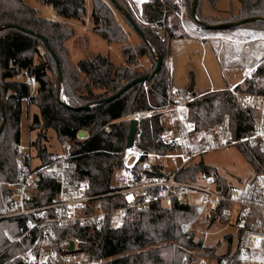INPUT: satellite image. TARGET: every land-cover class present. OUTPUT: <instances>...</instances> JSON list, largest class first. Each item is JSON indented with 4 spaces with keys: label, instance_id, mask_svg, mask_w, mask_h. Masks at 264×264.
I'll use <instances>...</instances> for the list:
<instances>
[{
    "label": "trees",
    "instance_id": "trees-1",
    "mask_svg": "<svg viewBox=\"0 0 264 264\" xmlns=\"http://www.w3.org/2000/svg\"><path fill=\"white\" fill-rule=\"evenodd\" d=\"M37 1L51 5L56 15L62 18L80 19L85 14V0ZM203 1L216 2L185 0V6L192 17L195 8L194 20L205 29L233 30L242 25L264 28V21L260 20L264 19V0H238L240 6L236 15L225 21L203 16L200 12ZM92 2L91 30L108 42L120 44L125 61L122 65H115L108 56L99 53L86 55L76 64L71 63L64 42L74 35L72 27L42 17L25 0H0V125L3 119L1 106L5 113V124L0 132V211L10 194L9 185L17 181L20 173L16 147L21 144L20 120L24 104L27 109L31 105L38 109L28 125L30 131H37L36 139L28 146L35 148L41 163H48L53 154L42 144L46 131L51 129L63 148L71 143L70 162L75 166V177L85 179L88 182L87 194L96 196L112 190L113 175L118 166L115 161L127 149L129 121L124 117L133 110L148 109L147 94L154 97L156 106L166 102L170 75L164 60L169 55L170 41L176 37L173 30L179 28L177 22L171 26L165 23L170 14L165 12V5H172L171 0L140 2L141 18L163 30L165 35L161 38L150 28H144L141 31L145 40L131 26L126 14L133 19L132 12L125 0ZM115 11L138 34L137 43H128L127 32L117 22ZM48 48L57 58L58 66ZM143 57L150 59L148 71L136 68ZM158 57L162 59L161 68L152 78L145 83L134 84L108 102L103 101L133 79L151 73ZM262 76L264 60L253 73V77ZM29 79L34 80L35 93H32ZM240 84L244 85L245 92H264V88L255 90L251 80L245 79ZM235 88L238 89L239 84ZM194 95L195 99L186 111L198 126L212 125L229 115L235 136L239 137L252 125L255 111L236 107L229 92ZM86 104L91 106L76 109ZM107 126L109 131L105 130ZM141 127L143 134L137 144L146 154H165L170 150V145L161 137L163 126L157 115L150 122H142ZM81 131L86 133V137H78ZM256 146L242 144L240 149L260 173L264 172V153ZM30 159L28 155L27 165ZM143 163H150L148 156L142 158L138 167ZM198 172L214 175L212 169L199 161L182 170L178 178L195 180ZM215 178L218 183L225 182L221 177ZM56 192L54 173L41 171L38 191L29 206L50 203ZM97 201L105 209H115L123 204L119 195L101 196ZM198 217L195 208L187 203L174 201L166 207L155 202L142 211H129L122 227H113L111 216H106L95 231L72 227L57 230V236L78 240L80 248L88 252V260L96 264H180L184 256H216L215 247L205 246L203 236L194 229L199 225ZM32 220L31 214L0 220V264H28L17 255L31 246L37 231L31 230L19 242L14 243L13 240L28 229ZM229 251L230 247L225 253Z\"/></svg>",
    "mask_w": 264,
    "mask_h": 264
},
{
    "label": "built area",
    "instance_id": "built-area-1",
    "mask_svg": "<svg viewBox=\"0 0 264 264\" xmlns=\"http://www.w3.org/2000/svg\"><path fill=\"white\" fill-rule=\"evenodd\" d=\"M174 9L165 5V12ZM34 82L33 79H29ZM144 90L147 86L144 84ZM238 108L252 109L255 115L250 128L241 136H235L229 115L209 126H198L187 114L186 108L195 99L193 92L169 85L166 102L145 110H133L125 116L127 121L136 120V142L125 150L114 172L112 190L102 195H88V182L75 177V166L70 162L71 143L64 145L60 153H53L50 161L42 164L38 155L29 153L32 147L19 144L17 181L9 185L0 220L24 215H33L28 229L13 240L19 242L31 230L37 234L30 247L17 257L28 264H87L88 252L82 250L76 239L58 237L57 230L72 227L87 228L92 232L99 228L106 216H111L112 226L122 227L129 211H142L151 203L160 202L169 207L172 202L187 203L195 208L199 225L205 227L215 219L232 224L237 229V241L229 253L216 257L213 264H264V172L257 173L241 186L218 183L213 174L198 172L195 180H181L178 175L200 157L217 149L235 144L258 145L264 153V92H236ZM149 100V95H146ZM157 115L163 126L162 139L170 150L165 153H180V159L171 158L169 165L153 167L150 163L138 164L149 156L137 144L143 129L142 122H150ZM106 131L110 128L105 127ZM31 159L27 165L26 157ZM37 159L35 167L31 160ZM50 170L54 173L57 192L48 204L29 206L38 191L39 173ZM119 195L123 204L115 209H105L97 200L101 196ZM203 228L195 229L200 233ZM73 248L70 249V242ZM2 253H0L1 257ZM195 255V254H194ZM196 256V255H195ZM184 256L180 264H208L213 257Z\"/></svg>",
    "mask_w": 264,
    "mask_h": 264
},
{
    "label": "rangeland",
    "instance_id": "rangeland-1",
    "mask_svg": "<svg viewBox=\"0 0 264 264\" xmlns=\"http://www.w3.org/2000/svg\"><path fill=\"white\" fill-rule=\"evenodd\" d=\"M25 1L30 6L35 8L42 17L52 21H60L72 27L74 35L64 42L71 63L76 64L86 55L99 53L108 56L110 60L117 66L124 64L125 61L123 54L120 51V44L117 42H108L91 30L92 21L90 19V14L93 6L92 0H85V14L80 19L59 17L56 15L51 5L42 4L37 0ZM125 1L132 12L133 19L140 29L150 28L155 34L157 33L156 35L161 38H165L163 30L155 25L146 23L141 18L139 14L140 2L138 3L134 0ZM173 1L174 0H171L172 5H170V7H172L174 11L167 15V19L165 21V23L169 24L170 26L176 22L180 24V19L177 15L179 8ZM183 4L185 6V0H183ZM173 6L177 8V11ZM239 6L240 4L238 0H216L215 4H210L208 1H203L200 6V12L202 15L204 14L203 16L209 15L205 17H212L225 21L236 15ZM186 11L189 15V18L197 25V29L208 33L213 32V30L205 29L203 26L197 23L190 15L187 8ZM115 18L117 22L123 27L124 31L127 32L128 43H137L139 41L138 34L121 18V16L116 11ZM171 55L172 64L170 67L172 72L171 82L173 86L184 88L186 84H193L196 88L194 93H199L210 88H225L227 84L232 85L234 82H237V84H239V88H235V91L245 92L243 90L244 85L239 83L242 78V71L235 70L232 68V66L230 67L229 64L225 62L223 54L221 57L219 56L212 42H205L204 45H201L198 42H175L171 45ZM136 68L140 71L150 70V59L147 57L140 58ZM248 80L252 81V85L255 90L264 88V76L253 77L252 74ZM219 91L229 92L234 97L235 103V96L229 91L228 88ZM148 102L152 106H156L154 97L150 95ZM26 107L27 106L24 104L20 120V143L23 146H28L31 141L36 139L37 135V131H30L28 129V125L32 121L33 114L38 113V109L36 107L30 106L27 109ZM138 141L139 140H137V142ZM42 144L46 147L47 151L51 153H60L63 150V146L57 140L56 133L51 129L46 131V137L44 140H42ZM241 146L242 144H235L226 148L207 152L200 157V160L205 166L212 169L215 176L221 177L227 184L241 186L246 182H249L257 174L252 162L242 154L240 149ZM256 147L259 148V146ZM29 153L35 155V148H31ZM149 154L150 155L148 158L150 163L156 164L157 166L164 165L167 167L172 157L176 158L177 160L180 159V153L178 151L168 154ZM37 163V159L31 160L32 167H35ZM112 182L115 183L114 178ZM198 228H201V225H196L194 227V229ZM197 234L203 236V244L205 246L215 247L216 256L206 260L208 264H213L215 258L221 254H224L228 247L234 248L238 238L236 227L232 224L223 222L221 219H215L214 221L207 223L202 234L199 231H197ZM225 237L230 238L231 241ZM196 256L201 257V259H203L202 256L211 257L198 254H196ZM196 256H193L194 260L197 259ZM87 264H96V262L90 261Z\"/></svg>",
    "mask_w": 264,
    "mask_h": 264
},
{
    "label": "crops",
    "instance_id": "crops-1",
    "mask_svg": "<svg viewBox=\"0 0 264 264\" xmlns=\"http://www.w3.org/2000/svg\"><path fill=\"white\" fill-rule=\"evenodd\" d=\"M134 1L139 3L143 0ZM173 2L179 8L177 15L180 19V24L179 28L173 30L176 37L170 41L169 55L164 60V64L169 70L170 74V85H173L171 82L172 72L170 67L172 64L171 45L175 42L182 43L185 41L194 43L198 42L201 45H204L205 42H212L219 56L221 57L223 54L225 62L228 63L230 67L232 66L233 69L242 71V78L239 83H242L245 79L251 77V75L255 72L256 67L261 61L264 60V28H255L242 25L235 27L233 30H220L213 31L211 33L204 32L197 29V25L189 18L186 8L183 4V0H174ZM167 25L170 26L169 24ZM30 83L32 85V93H35L36 85L34 82ZM236 85L237 82H234L232 85L227 84L225 88H210L203 92H199L198 94H206L214 91L224 90ZM190 86L193 87L194 93L196 88L193 84H186L183 89L188 90ZM30 107L36 106L31 105Z\"/></svg>",
    "mask_w": 264,
    "mask_h": 264
},
{
    "label": "water",
    "instance_id": "water-1",
    "mask_svg": "<svg viewBox=\"0 0 264 264\" xmlns=\"http://www.w3.org/2000/svg\"><path fill=\"white\" fill-rule=\"evenodd\" d=\"M194 3H196V0H193ZM192 15L195 19V8H193L192 10ZM131 26L133 27V29H135V31L140 35V37L145 40V35L143 34V32L141 31V29L138 27L137 23L135 22V20H133L128 14H126ZM260 20H263V18H261ZM249 20H244L243 22H247ZM157 34V33H156ZM48 50L53 54L52 50L50 48H48ZM53 57L56 61V65L58 66L59 63H58V60L57 58L55 57V55L53 54ZM161 63H162V59L160 57L157 58V61H156V66L154 68V70L149 73V74H146V75H143L141 77H138V78H135L133 79L132 81H130L129 83H127L124 87H122L120 90H118L115 94L103 99V101H110L116 97H118L120 94H122L124 91H126L127 89H129L130 87H132L134 84H137V83H145L147 80H149L150 78H152L156 73L159 72L160 68H161ZM61 73L60 71H58V76L60 77ZM60 92V87H59V90ZM188 92H193V87L190 86L188 88ZM91 106V104H86L84 106H81V107H78L76 109H87ZM73 108V107H72ZM1 112H2V123L0 125V132L3 128V125L5 124V113H4V109H3V106H1ZM137 121L136 120H130L129 121V133H128V137H127V142H126V148H131L134 144V139H135V135H136V132H137ZM78 137L79 138H84L86 137V133L84 131H81L78 133ZM73 242L71 241L70 242V249L73 248Z\"/></svg>",
    "mask_w": 264,
    "mask_h": 264
}]
</instances>
